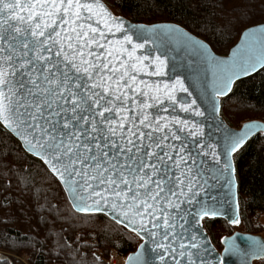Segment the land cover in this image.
<instances>
[{
  "label": "snow or ice",
  "instance_id": "1",
  "mask_svg": "<svg viewBox=\"0 0 264 264\" xmlns=\"http://www.w3.org/2000/svg\"><path fill=\"white\" fill-rule=\"evenodd\" d=\"M225 2L242 7L249 0ZM117 31L124 22L98 0H0V122L26 134L28 150L69 185L79 211H90L86 201L95 195L96 206L110 204L118 222L146 233L156 253L149 264H203L199 221L222 214L207 178L219 176L204 165L209 156L219 160L196 139L203 135L199 125L162 114L169 112L166 100L173 111L178 104L185 113H203L193 108L195 100L177 97V87L188 91L181 80L161 88L139 79L163 75L166 57L138 55L145 44L127 34L110 39ZM259 36L264 42V30ZM255 69L251 58L234 62L217 94ZM257 127L229 137L227 154ZM227 170L234 171L230 163L217 168L220 175ZM85 189H91L87 197L80 195ZM201 193L207 199L199 207H186ZM261 253L264 245L252 255Z\"/></svg>",
  "mask_w": 264,
  "mask_h": 264
},
{
  "label": "trees",
  "instance_id": "2",
  "mask_svg": "<svg viewBox=\"0 0 264 264\" xmlns=\"http://www.w3.org/2000/svg\"><path fill=\"white\" fill-rule=\"evenodd\" d=\"M103 1L133 22L179 24L219 55L228 53L244 29L264 23V0L242 7L225 0ZM219 113L235 128L249 120L264 122V67L234 83L220 99ZM233 161L239 223L203 219L217 249L237 227L264 237V133L252 136ZM140 241L103 213L74 211L55 176L0 124V264H109L112 252L125 257Z\"/></svg>",
  "mask_w": 264,
  "mask_h": 264
},
{
  "label": "water",
  "instance_id": "3",
  "mask_svg": "<svg viewBox=\"0 0 264 264\" xmlns=\"http://www.w3.org/2000/svg\"><path fill=\"white\" fill-rule=\"evenodd\" d=\"M100 5L111 14L112 17L124 22V31H117L114 35L110 36V39H120L124 35H132L135 43H144L145 48L138 50V55L151 53L153 56L163 53L166 57V66L163 69V75H148L141 73L139 79L147 81L149 84H160L161 88L165 83L174 84L177 79L183 82L187 92L179 90L177 87L176 95L182 102H191L195 100L193 105L195 110L203 113L202 116H196L194 112L185 113L180 111L177 104L173 111L168 101H165L164 107L169 108L168 113H162L163 115L178 116L181 119H186L190 123L195 122L203 131V135L197 137L201 143L208 145L204 150L216 153V157L219 160V164L213 160L211 156L207 157V162L204 165V170L211 169V172L219 176L218 180H213L211 175H207L209 179V190L212 196L217 198V203L221 215L216 217L223 218L228 224L232 223L233 218L239 220L238 209V196H237V181L235 177V171H224L223 175L217 172V168L223 169L225 163H230L232 169H234L233 155L255 134L264 133V122L259 120H249L244 122L239 128L231 127L220 115V99L227 96L234 83L244 77L250 76L261 68L264 67V42L261 41L259 33L264 30V23L253 25L244 29L237 42L229 49L226 55H219L215 53L210 45L200 37L194 35L183 26L172 22H157L152 24L137 23L127 19L124 16L116 15L108 7L103 0H98ZM101 27L103 25L101 24ZM149 29H152L149 31ZM172 31H168V30ZM139 33L140 38L137 39ZM202 45V47H201ZM251 58L252 63L256 64V69L250 71L248 74H241L238 77H233V82L230 85V91H227L225 95H219L218 90L224 87V77L228 73L230 67L234 62H240L241 60H248ZM150 64L146 72L154 70L155 65L151 61L145 62ZM151 111H154L151 110ZM0 124L15 137L22 148L29 154L38 158L43 162L47 169L55 176L62 186L66 197L74 211L78 213H103L111 220L122 225L124 228L134 232L139 238L140 243L137 248L125 256L123 264H149L152 258L156 255L154 251V245L151 239L146 233H138L133 230L134 226H131L127 220L122 223L118 222L122 220V217L113 212L110 204H105L101 201L99 206L94 204V201L99 197L93 195L91 199L86 202L89 205H93L92 209L88 212L79 211L73 202L74 193L73 190L66 184L56 173H54L50 165L34 151L28 150V145L24 142V136L26 135L20 129H10L3 122ZM255 124L257 128L253 129L244 143L230 155L227 154L229 146V137L238 136L246 131L245 126ZM39 151V149H37ZM231 180L232 183L228 181ZM96 191H101L97 188ZM91 189H85L80 195L88 196ZM108 195V194H105ZM204 196L194 198L192 205H186V207H199L197 201ZM109 200L111 196L109 195ZM214 217V218H216ZM213 218V217H204ZM203 218V219H204ZM199 227L202 229L201 244L203 247L200 249V255L203 260V264H254L255 261L264 259V253L258 255H252L254 249L260 245H264V237L259 234H252L242 231H234L230 235L222 237L221 249H217L211 242L208 233L203 226V220L199 221ZM195 231V229H193ZM199 235V233H198ZM131 258V259H130ZM159 264V261H156Z\"/></svg>",
  "mask_w": 264,
  "mask_h": 264
},
{
  "label": "rangeland",
  "instance_id": "4",
  "mask_svg": "<svg viewBox=\"0 0 264 264\" xmlns=\"http://www.w3.org/2000/svg\"><path fill=\"white\" fill-rule=\"evenodd\" d=\"M114 14H116V13H114ZM116 15H118V14H116ZM235 225H237V224H235ZM236 231H240L239 227L236 228ZM219 250H220V249H219ZM117 256H118L120 259H122L120 262H121V264H123V262H124V258H125V257H122V256H120L119 254H117V253H115V252H112V253H111V256H110L109 262H110L111 260H113L114 258H116ZM23 262H25V261H23Z\"/></svg>",
  "mask_w": 264,
  "mask_h": 264
},
{
  "label": "built area",
  "instance_id": "5",
  "mask_svg": "<svg viewBox=\"0 0 264 264\" xmlns=\"http://www.w3.org/2000/svg\"><path fill=\"white\" fill-rule=\"evenodd\" d=\"M122 259H120L118 256L116 258H114L113 260H111L109 262V264H121V261Z\"/></svg>",
  "mask_w": 264,
  "mask_h": 264
}]
</instances>
